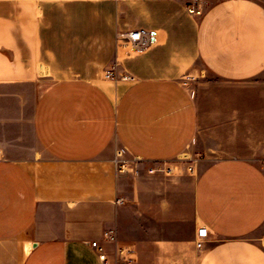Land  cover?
Here are the masks:
<instances>
[{
    "label": "crops",
    "instance_id": "0c3cea01",
    "mask_svg": "<svg viewBox=\"0 0 264 264\" xmlns=\"http://www.w3.org/2000/svg\"><path fill=\"white\" fill-rule=\"evenodd\" d=\"M91 1L102 6L92 22L53 15L52 60L45 0H0V264H103L92 240L107 264L125 244L133 264H264V2L200 0L195 20L191 0L55 3ZM138 27L150 48L116 47L133 81L61 75L38 87L65 68L59 40L102 51L116 28ZM195 61L207 76L191 90L180 76ZM117 147L131 162L122 174ZM186 150L192 172L146 171Z\"/></svg>",
    "mask_w": 264,
    "mask_h": 264
},
{
    "label": "rangeland",
    "instance_id": "374dc122",
    "mask_svg": "<svg viewBox=\"0 0 264 264\" xmlns=\"http://www.w3.org/2000/svg\"><path fill=\"white\" fill-rule=\"evenodd\" d=\"M192 1H196L198 3V10L199 13L195 15L188 14L186 11L187 5H189ZM208 1V0H203ZM264 2V0H260ZM46 9L42 16V29H41V48L42 51L45 52L48 58L53 60V15L61 17L65 12H71L72 14H80L85 17V19L90 18L92 22L95 19L96 15L99 12V9L102 8L100 3L98 2H86L84 5H71L66 7L65 4L61 2L55 3V0H45ZM53 6H56L53 9ZM203 6L200 0H191L186 3L185 5V12L187 16L191 19H197L203 12ZM68 8V11H65ZM103 11V9H102ZM60 19V18H59ZM81 39H75L74 41H70L71 44H66V40H59L58 46L55 48L58 50L56 55L65 65V68L58 69L55 72H52L50 75H38L37 84L38 87H43L45 83L54 80L58 76H79V75H87L90 77H94L95 79L106 80L109 82L115 83V80H111L105 76L106 70L110 68H115L117 73L127 72L131 75L128 71H119L118 64L116 62V43L115 40L113 41V48H110L107 45L102 51L99 50V46L97 44H92V39L90 44H81ZM61 43V44H60ZM118 50H124L126 55L134 54L129 50L127 47H118ZM113 53V54H112ZM98 57H104V59H99ZM39 73H41L39 71ZM47 71H45V74ZM43 74V73H41ZM207 76V72H205L203 66L200 62L195 61L194 64L190 67L189 70L185 71L181 76L180 79L189 89L192 90L194 84L205 78ZM123 151L120 147L115 148L113 159L122 158L125 160L123 155ZM191 155L188 153V150L183 152L178 158L173 160L172 162L176 166L186 167L188 164L192 165ZM127 161V165L129 166ZM127 166V167H128Z\"/></svg>",
    "mask_w": 264,
    "mask_h": 264
},
{
    "label": "built area",
    "instance_id": "2783aa9c",
    "mask_svg": "<svg viewBox=\"0 0 264 264\" xmlns=\"http://www.w3.org/2000/svg\"><path fill=\"white\" fill-rule=\"evenodd\" d=\"M186 11L188 14L195 15L199 13L198 3L192 1L187 5ZM151 31L144 27H138L133 29H122L116 28L114 31V40L116 47H127L133 53H141L147 50L152 45ZM105 76L111 80H123V81H133L134 78L132 75L127 72L117 73L115 68H110L106 70ZM1 157V155H0ZM193 160L192 158L188 161ZM115 171L117 174H122L129 170L127 165V160L118 158L114 160ZM128 166V167H127ZM176 165L172 161H158L154 165L146 167L148 173H161L163 175H172L176 172ZM186 169L189 172L193 171V165L188 164ZM104 237L108 240H115V236L112 230H107L104 232ZM207 238V228L201 226L196 231L195 246L201 248L204 240ZM91 247L97 252L98 258L107 264V254L103 246L99 243L98 240H92L90 242ZM116 261L119 264H133L135 259L134 248L131 244H125L123 246H118L115 251Z\"/></svg>",
    "mask_w": 264,
    "mask_h": 264
},
{
    "label": "bare ground",
    "instance_id": "6f19581e",
    "mask_svg": "<svg viewBox=\"0 0 264 264\" xmlns=\"http://www.w3.org/2000/svg\"><path fill=\"white\" fill-rule=\"evenodd\" d=\"M40 72L43 73V74H45V70H43V69H40Z\"/></svg>",
    "mask_w": 264,
    "mask_h": 264
}]
</instances>
